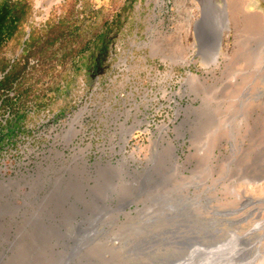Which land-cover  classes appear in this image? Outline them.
I'll list each match as a JSON object with an SVG mask.
<instances>
[{
  "label": "rangeland",
  "instance_id": "rangeland-1",
  "mask_svg": "<svg viewBox=\"0 0 264 264\" xmlns=\"http://www.w3.org/2000/svg\"><path fill=\"white\" fill-rule=\"evenodd\" d=\"M26 2L0 50V264H264V0Z\"/></svg>",
  "mask_w": 264,
  "mask_h": 264
},
{
  "label": "bare ground",
  "instance_id": "bare-ground-1",
  "mask_svg": "<svg viewBox=\"0 0 264 264\" xmlns=\"http://www.w3.org/2000/svg\"><path fill=\"white\" fill-rule=\"evenodd\" d=\"M214 6L215 7L208 6L207 10H205L204 12L205 15L202 14V16L196 20L197 23L195 24L196 25L195 30L200 39L207 40L205 43L210 42L211 39L213 40L214 49L212 51L213 53L211 56H212V59L216 61L217 54L220 52V46H221L223 36H224L223 32L225 31L224 29L228 27V24L231 19V11L227 7V5L223 3L218 4L214 2ZM216 21H218V23L220 22L222 24V27L221 26L219 27L218 23L216 24ZM0 178H1V181H6V180L11 181L10 177L6 176L2 169H0ZM108 185L111 186L112 184L111 185L108 184ZM108 190L110 189L108 188Z\"/></svg>",
  "mask_w": 264,
  "mask_h": 264
},
{
  "label": "trees",
  "instance_id": "trees-1",
  "mask_svg": "<svg viewBox=\"0 0 264 264\" xmlns=\"http://www.w3.org/2000/svg\"><path fill=\"white\" fill-rule=\"evenodd\" d=\"M28 7L26 0H0V50L3 44L16 33ZM5 67L4 63L0 69ZM17 72L18 67L12 65L3 80H0V88L9 84Z\"/></svg>",
  "mask_w": 264,
  "mask_h": 264
}]
</instances>
